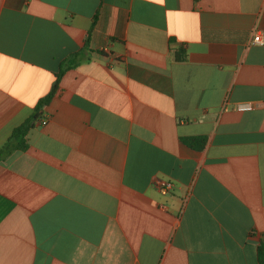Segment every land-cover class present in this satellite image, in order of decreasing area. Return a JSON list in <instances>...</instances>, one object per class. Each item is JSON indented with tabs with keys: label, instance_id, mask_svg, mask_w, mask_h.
I'll list each match as a JSON object with an SVG mask.
<instances>
[{
	"label": "crops",
	"instance_id": "crops-1",
	"mask_svg": "<svg viewBox=\"0 0 264 264\" xmlns=\"http://www.w3.org/2000/svg\"><path fill=\"white\" fill-rule=\"evenodd\" d=\"M256 31L264 0H0V148L61 74L0 161V264H260Z\"/></svg>",
	"mask_w": 264,
	"mask_h": 264
},
{
	"label": "trees",
	"instance_id": "trees-1",
	"mask_svg": "<svg viewBox=\"0 0 264 264\" xmlns=\"http://www.w3.org/2000/svg\"><path fill=\"white\" fill-rule=\"evenodd\" d=\"M182 52L177 53L176 59L181 60L184 56L181 55ZM60 73L57 74L54 84L52 86L49 94L42 98L35 107L33 115L21 126L17 127L8 138V140L0 148V161L9 155L12 151L23 149L25 147V139L28 131L32 128L35 121L41 116V112L44 107H46L57 90L58 80L60 78ZM189 146L200 149L204 144L203 138H194L186 141ZM257 258L260 264H264V238H260L257 246Z\"/></svg>",
	"mask_w": 264,
	"mask_h": 264
},
{
	"label": "built area",
	"instance_id": "built-area-1",
	"mask_svg": "<svg viewBox=\"0 0 264 264\" xmlns=\"http://www.w3.org/2000/svg\"><path fill=\"white\" fill-rule=\"evenodd\" d=\"M252 43L253 44H263L264 43V32L256 31L253 35ZM226 101L227 99H225V102L222 106V110L226 109ZM261 105L264 106V101L261 102ZM254 107H255V104L251 101L237 102L234 104V109L239 112L251 111L254 109ZM155 186L162 194H167L172 188L170 182L164 181V180H156Z\"/></svg>",
	"mask_w": 264,
	"mask_h": 264
}]
</instances>
